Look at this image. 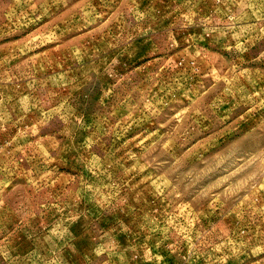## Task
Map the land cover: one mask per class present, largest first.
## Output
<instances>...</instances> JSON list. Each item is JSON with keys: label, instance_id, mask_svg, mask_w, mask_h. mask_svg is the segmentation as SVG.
<instances>
[{"label": "rangeland", "instance_id": "rangeland-1", "mask_svg": "<svg viewBox=\"0 0 264 264\" xmlns=\"http://www.w3.org/2000/svg\"><path fill=\"white\" fill-rule=\"evenodd\" d=\"M0 264H264V0H0Z\"/></svg>", "mask_w": 264, "mask_h": 264}]
</instances>
